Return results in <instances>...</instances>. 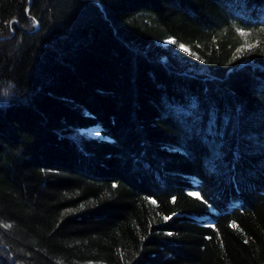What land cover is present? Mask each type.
<instances>
[{
    "label": "trees",
    "instance_id": "obj_1",
    "mask_svg": "<svg viewBox=\"0 0 264 264\" xmlns=\"http://www.w3.org/2000/svg\"><path fill=\"white\" fill-rule=\"evenodd\" d=\"M0 264H264V0H0Z\"/></svg>",
    "mask_w": 264,
    "mask_h": 264
},
{
    "label": "snow or ice",
    "instance_id": "obj_2",
    "mask_svg": "<svg viewBox=\"0 0 264 264\" xmlns=\"http://www.w3.org/2000/svg\"><path fill=\"white\" fill-rule=\"evenodd\" d=\"M239 31V34L241 35V36H247V35H249L248 33H245V32H243L242 30H238ZM168 43H175V41H173V40H169L168 41ZM257 45L256 44H251V43H248L247 41H245V45L244 46H242L241 48H239V49H237V55L239 54V53H241L242 51H250V50H252L254 47H256ZM179 47L181 48V50H183V51H189V49H187L183 44H180L179 45ZM189 195L190 196H193V197H195V198H200V193L199 192H190L189 193ZM175 198H173V200H174ZM151 203H153V204H155V201H151ZM165 219H170V217H165ZM210 227H214L213 225H209ZM232 227H234V228H236V227H238L237 225H235L234 223H233V225H232ZM245 242H247V241H245Z\"/></svg>",
    "mask_w": 264,
    "mask_h": 264
},
{
    "label": "rangeland",
    "instance_id": "obj_3",
    "mask_svg": "<svg viewBox=\"0 0 264 264\" xmlns=\"http://www.w3.org/2000/svg\"><path fill=\"white\" fill-rule=\"evenodd\" d=\"M169 40H173V38L168 37V38H166V39L163 41V43H164L165 45H167V44H169V43H168ZM173 41H174V40H173Z\"/></svg>",
    "mask_w": 264,
    "mask_h": 264
}]
</instances>
